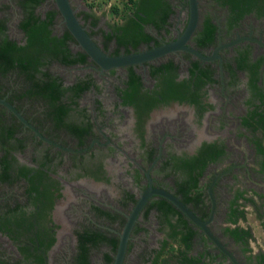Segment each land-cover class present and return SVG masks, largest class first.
Instances as JSON below:
<instances>
[{
  "label": "flooded vegetation",
  "instance_id": "flooded-vegetation-1",
  "mask_svg": "<svg viewBox=\"0 0 264 264\" xmlns=\"http://www.w3.org/2000/svg\"><path fill=\"white\" fill-rule=\"evenodd\" d=\"M166 1V14L158 5L155 21L140 19L149 37L136 44L127 37L120 41L114 26L123 22L119 13L114 20L83 0L70 3L97 45L120 55L182 36L189 0ZM220 1L197 0V23L184 41L207 58L178 47L103 67L73 37L54 0H0V45L4 37L24 44L29 20L55 36L34 47V62L15 61L4 69L0 57V98L29 123L0 101V264H113L140 195L152 187L180 198L178 164L204 141L224 151L198 179L206 207H189L206 219L212 184L210 229L240 264H258L264 251L252 247L253 233L251 249L243 250L224 226L232 225L226 217L237 189L245 190L237 198L240 208L253 202L248 190L264 205L263 157L257 151L258 140L264 144L257 125L264 119L255 116L256 128L242 123L249 109L264 107V13L236 17ZM52 9L57 12L51 18ZM209 25L211 35L205 34ZM179 219L180 210L168 198L149 195L134 217L121 264L163 258L174 264L168 246H178L170 234H179ZM187 223L193 231L187 255L197 257L196 264H233L199 226Z\"/></svg>",
  "mask_w": 264,
  "mask_h": 264
},
{
  "label": "trees",
  "instance_id": "trees-1",
  "mask_svg": "<svg viewBox=\"0 0 264 264\" xmlns=\"http://www.w3.org/2000/svg\"><path fill=\"white\" fill-rule=\"evenodd\" d=\"M220 1V0H219ZM228 4L229 11L231 14H236L237 16L243 15L245 12H250L255 10L258 14L264 13V2H259L258 0H243L240 3V0H221ZM220 1V2H221ZM92 6V2L87 3ZM163 6V14L167 13L165 8L168 5L166 0H126L124 6L119 8L116 4L112 5L110 9L117 14L119 13L123 17V22L115 24V29L120 32L118 36L120 41H125L126 37L130 39V42L136 44L141 39H146L149 37L147 33L142 30V24L140 19L146 21H155L157 6ZM131 10V12H127ZM51 18L56 9L50 10ZM144 13L146 16L142 17L141 13ZM30 24V20H29ZM25 26L26 29V42L24 44H17L15 41L8 40L4 37L2 44L0 45V57L3 60V68L6 69L9 65H13L15 61L19 65L23 64L24 59L28 63L34 62L32 57V50L35 46L41 47V45H47L49 40H55V36L50 35V29L45 25L32 24ZM213 25H209L205 29V34H212ZM255 87V84H253ZM262 94H260V97ZM197 102V101H196ZM251 103H249L250 105ZM260 105L249 109L247 114L243 116L242 123L246 126H251V128H256L257 126L264 130V120H259L258 125H254L253 119L255 116L258 118L264 119V107L259 111L257 110ZM257 151L262 155L263 160L261 162L262 168L264 169V144L258 140ZM224 149L222 146L218 147L216 142H206L204 141L196 151L191 155H186L181 157V162L178 164V168L182 173L181 180L178 182V190L176 193L180 192V199L189 205V203L200 204L201 208H205L204 204V191L202 186L198 185L199 176L202 174L205 166L209 161L217 160L220 155L223 153ZM245 190L237 189L234 194L231 202L229 204V210L227 212L226 220L232 225H225V233L233 237L235 241L242 242L244 244L243 250H250L248 239L252 237V232L249 227H244L238 223L239 219L246 218V210L240 208L237 203V198L242 197ZM251 199V198H249ZM207 213V212H206ZM183 213L180 211L179 219V234L176 232L171 233L173 237H177L176 240L179 242L178 246L173 245L168 246V251L170 254L174 255V264H196L198 258L195 256H188L187 252L191 247V236L192 229L190 228L189 219L182 216ZM201 218H203L201 216ZM177 235V236H176ZM166 243V242H165ZM166 247V245H165ZM87 244H82L83 253H85ZM167 249H163L164 253ZM258 264H264V253L260 252L257 255ZM159 259L155 264H165L166 258ZM222 264V263H218Z\"/></svg>",
  "mask_w": 264,
  "mask_h": 264
},
{
  "label": "water",
  "instance_id": "water-1",
  "mask_svg": "<svg viewBox=\"0 0 264 264\" xmlns=\"http://www.w3.org/2000/svg\"><path fill=\"white\" fill-rule=\"evenodd\" d=\"M55 5L62 15L63 20L65 22L66 27L71 32L73 37L78 41L82 49L97 63H99L103 67H110L115 65H122L127 63L141 62L145 59L152 58L157 56L158 54H163L168 51L174 50L178 47H185L191 52L197 54L200 57L207 58L195 48H190L184 45V41L189 37L191 32L196 26L197 17H198V8H197V0H189L190 5V16L187 23V26L181 37L160 44L159 46H155L151 49L131 52L120 55H109L105 53L93 40V38L86 31L85 27L82 25L80 20L78 19L75 9L70 3V0H54ZM235 41V40H233ZM231 43V42H230ZM5 105H7L17 116H19L25 123L29 124L27 120L20 114V112L8 101L0 98ZM36 132L41 135L37 130ZM153 192L159 193L164 197L168 198L185 216L194 224L199 226L201 230L206 234V236L215 244V246L220 249L232 262L233 264H240L238 259L235 257L234 253L219 239L218 236L213 233V231L209 227V223L213 219V215L215 212V197L213 194L212 184L208 186L207 192L211 200V208L209 216L204 219L199 217L188 204L184 203L177 195L173 194L171 191L163 189V188H147L137 200L135 207L133 209L132 214L128 217L122 233L120 235V240L117 248V252L114 258L113 264H121L126 242L128 238L129 231L134 221V217L143 203L146 201L149 195Z\"/></svg>",
  "mask_w": 264,
  "mask_h": 264
},
{
  "label": "rangeland",
  "instance_id": "rangeland-1",
  "mask_svg": "<svg viewBox=\"0 0 264 264\" xmlns=\"http://www.w3.org/2000/svg\"><path fill=\"white\" fill-rule=\"evenodd\" d=\"M84 3L86 0H83ZM92 2V7L99 14H105L111 19H117V13L112 11L110 7L116 4L119 8L123 7L126 0H90ZM246 194L253 199V202L246 201L244 203V208L246 210V218L240 220V224L248 226L251 228L253 233V238L250 241L252 247L255 250L264 251V205H262L261 199H254L253 196L256 194L252 190L246 191ZM223 239H228L223 236ZM232 247L236 248L235 245L230 244Z\"/></svg>",
  "mask_w": 264,
  "mask_h": 264
},
{
  "label": "built area",
  "instance_id": "built-area-1",
  "mask_svg": "<svg viewBox=\"0 0 264 264\" xmlns=\"http://www.w3.org/2000/svg\"><path fill=\"white\" fill-rule=\"evenodd\" d=\"M85 2L90 3L91 1L90 0H86Z\"/></svg>",
  "mask_w": 264,
  "mask_h": 264
}]
</instances>
